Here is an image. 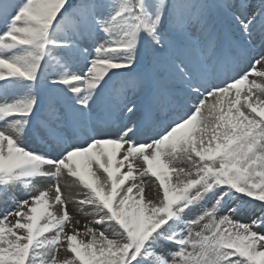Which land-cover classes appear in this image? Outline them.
<instances>
[{"label":"snow or ice","instance_id":"obj_1","mask_svg":"<svg viewBox=\"0 0 264 264\" xmlns=\"http://www.w3.org/2000/svg\"><path fill=\"white\" fill-rule=\"evenodd\" d=\"M0 206V264H264V0H0Z\"/></svg>","mask_w":264,"mask_h":264},{"label":"rangeland","instance_id":"obj_2","mask_svg":"<svg viewBox=\"0 0 264 264\" xmlns=\"http://www.w3.org/2000/svg\"><path fill=\"white\" fill-rule=\"evenodd\" d=\"M146 180L148 178H145ZM41 181V184L43 185H46V187H50L54 184V181H51V180H44V179H40ZM68 185H72V181L70 178H67V179H64L61 181V187H66ZM74 186V185H73ZM154 188V185L151 181H149L146 185V192L148 193L149 189H153ZM149 194V193H148ZM76 198V197H75ZM80 198V197H77V199ZM0 210H2V206H0ZM69 212L71 215H73V217L77 220H80V225H78V227L81 228V231L83 230V225L85 223H87V217H84L83 215L79 214L78 213V205L76 204H72L71 205V208L69 209ZM70 230V228H69ZM68 255L63 249H61L60 253H59V258L60 259H63L65 258V256Z\"/></svg>","mask_w":264,"mask_h":264},{"label":"bare ground","instance_id":"obj_3","mask_svg":"<svg viewBox=\"0 0 264 264\" xmlns=\"http://www.w3.org/2000/svg\"><path fill=\"white\" fill-rule=\"evenodd\" d=\"M36 184L38 186H40L41 188H47L46 185L41 184V181L40 180H37L36 181ZM62 190L64 191L65 196H68L69 191L71 190L73 196L76 197V198L78 197V196H76V194L82 191V189H80L77 186H72L71 189H69V187L66 186V187H63ZM154 192H155V189L154 188L153 189H149V191H148L149 194H154ZM53 195H54V193H53ZM72 204L73 203H69L68 210L71 208V205ZM9 207H11V206H9ZM57 207H59V206H57ZM12 219H15V218L13 217Z\"/></svg>","mask_w":264,"mask_h":264}]
</instances>
